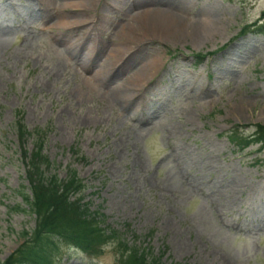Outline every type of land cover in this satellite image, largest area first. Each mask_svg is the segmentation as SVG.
I'll list each match as a JSON object with an SVG mask.
<instances>
[{
	"label": "rangeland",
	"instance_id": "1",
	"mask_svg": "<svg viewBox=\"0 0 264 264\" xmlns=\"http://www.w3.org/2000/svg\"><path fill=\"white\" fill-rule=\"evenodd\" d=\"M263 10L264 0H0V259L35 225L17 192L28 185L19 115L28 149L44 131L46 175L75 169L102 226L135 233L161 264H264V148L227 138L264 124ZM149 13L181 14L186 28L125 32ZM102 252L64 244L54 264H116L114 242Z\"/></svg>",
	"mask_w": 264,
	"mask_h": 264
},
{
	"label": "trees",
	"instance_id": "2",
	"mask_svg": "<svg viewBox=\"0 0 264 264\" xmlns=\"http://www.w3.org/2000/svg\"><path fill=\"white\" fill-rule=\"evenodd\" d=\"M260 18H264V10ZM195 55L198 61L204 57L203 53ZM16 117L14 128L28 182L20 185L17 192L28 211L34 214L35 225L30 231H20L23 240L8 257L0 259V264H54L64 244L95 256L102 254L103 246L109 242H114L116 264H161L160 254L156 255L149 244H137L139 236L135 233L129 240L125 232L108 224L102 226L104 214L89 209L81 194L84 183L75 169L70 168L60 177L56 172L46 175L51 161L42 148L44 131L32 132L36 139L30 150L26 141L31 132L24 127L22 117ZM253 127L248 133L237 126L230 128L227 138L236 145V150H244L252 143L264 148V124L255 123ZM16 209L24 210L19 205Z\"/></svg>",
	"mask_w": 264,
	"mask_h": 264
},
{
	"label": "bare ground",
	"instance_id": "3",
	"mask_svg": "<svg viewBox=\"0 0 264 264\" xmlns=\"http://www.w3.org/2000/svg\"><path fill=\"white\" fill-rule=\"evenodd\" d=\"M14 9V8H13ZM3 10V9H2ZM7 12V11H6ZM10 13V12H9ZM12 13V12H11ZM17 13V12H16ZM8 14V13H7ZM59 14V13H58ZM62 14V13H61ZM11 15V14H10ZM161 15V14H160ZM9 16V15H8ZM10 17V16H9ZM22 17V16H21ZM57 17V16H56ZM159 16H157V17H155V15L154 14H152V13H149V15L148 14H143V17L141 18L142 20H140V21H138V24H136L135 26H132V24H130L129 25V28H128V30H126L125 32L126 33H131V34H133V33H135V31H138V29H142V28H145V29H143V30H141V33H149V32H154V31H156V30H160V29H163V30H166L167 32L169 31V32H180L183 28H186L185 27V22L183 23V21L182 20H180L182 17H181V14H180V16H177V15H174L173 13H172V15H169V17H166V18H164V19H161V20H157V18H158ZM55 18V17H54ZM69 18V17H68ZM70 18H72V17H70ZM69 18V19H70ZM150 18V19H149ZM60 19V18H59ZM144 19V20H143ZM183 19V18H182ZM13 20V19H12ZM55 20V19H54ZM63 20V19H62ZM151 20V21H150ZM15 21V20H14ZM62 22V21H61ZM59 23H60V21H59ZM186 23H187V21H186ZM55 24V23H54ZM63 24V23H62ZM61 24V25H62ZM134 24V23H133ZM55 26H57V25H55ZM130 26H132V27H130ZM1 27V26H0ZM61 27V26H60ZM64 28V27H63ZM188 28L192 31L193 30V34L195 35V37H197V36H199V35H202L201 33H202V27H201V25H198V26H194V25H192L191 27H189L188 26ZM6 29V28H5ZM4 29V30H5ZM1 30V29H0ZM158 33V32H157ZM188 34V33H187ZM1 35V34H0ZM2 36V35H1ZM191 36V35H190ZM102 38V37H101ZM183 38V37H182ZM70 39V38H69ZM1 38H0V45L2 44L1 43ZM76 41L77 40H75V41H71V40H69L68 42V44H69V48H71V47H73L74 45H75V43H76ZM100 41V40H99ZM102 41V40H101ZM87 42V41H86ZM90 42H91V39H90ZM67 44V45H68ZM86 44V43H85ZM121 45V44H120ZM89 46H84V53L82 52V54H81V57H82V59L83 58H85V61H89V63L91 62L90 60H89V56H87V49L86 48H88ZM65 48V47H64ZM94 48V47H93ZM120 48H121V46H120ZM67 50V49H66ZM94 51V50H93ZM118 51V50H117ZM69 52H70V50H69ZM67 54V53H66ZM90 54V53H89ZM73 55V54H72ZM72 57V56H71ZM91 58V57H90ZM81 64V63H80ZM87 64H88V62H87ZM85 66V65H84ZM106 66V65H105ZM86 67H87V65H86ZM108 67V66H107ZM143 67V66H142ZM112 69V68H111ZM100 75L101 74H103V77H104V75H105V73H108L109 71L108 70H105V69H101L100 68ZM110 70V69H109ZM137 70V69H136ZM96 75H97V73H96ZM107 75V74H106ZM105 75V76H106ZM102 76V75H101ZM136 76V75H135ZM100 77V76H99ZM102 77V79H104ZM106 78V77H105ZM135 78V77H134ZM107 79V78H106ZM126 81V80H125ZM103 83V82H102ZM131 83H133L132 81H131ZM124 84V83H123ZM131 85V84H130ZM134 85V84H133ZM118 88H120V87H118ZM128 89V88H127ZM126 88H124V90H119V92H118V94H116L115 96H116V98L120 101V100H122V101H124L125 102V100L126 99H128V97H130L132 94H134V92L132 93V91L130 92L129 90H127ZM138 104V103H137ZM152 108V107H151ZM162 108V107H161ZM158 110V109H157ZM160 110V109H159ZM131 112V111H130ZM139 113V112H138ZM135 115V114H134ZM141 117V116H140ZM179 150V149H178ZM178 152V151H177ZM182 152V151H181ZM177 154V153H176ZM180 154V153H179ZM178 156H181V155H178ZM189 163V162H188ZM185 165H186V163H185ZM189 165V164H188ZM196 186V185H195ZM194 186V187H195ZM198 186V185H197ZM196 186V187H197ZM199 188V187H198ZM217 193V192H216ZM223 194V193H222ZM226 194V193H225ZM227 195V194H226ZM220 196V195H219ZM221 198V197H220ZM264 212V211H263ZM263 219V218H262ZM264 226V225H263Z\"/></svg>",
	"mask_w": 264,
	"mask_h": 264
}]
</instances>
